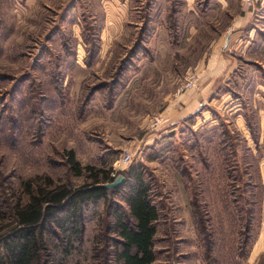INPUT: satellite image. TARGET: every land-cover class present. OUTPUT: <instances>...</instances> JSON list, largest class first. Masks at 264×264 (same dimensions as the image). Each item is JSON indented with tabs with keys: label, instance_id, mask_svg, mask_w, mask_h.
Here are the masks:
<instances>
[{
	"label": "rangeland",
	"instance_id": "obj_1",
	"mask_svg": "<svg viewBox=\"0 0 264 264\" xmlns=\"http://www.w3.org/2000/svg\"><path fill=\"white\" fill-rule=\"evenodd\" d=\"M116 1L0 0V231L27 184L91 183L73 150L114 180L143 167L154 264H264V50L222 39L245 0ZM222 54L237 67L208 92ZM116 209L129 217L122 194L90 206L57 264H118Z\"/></svg>",
	"mask_w": 264,
	"mask_h": 264
},
{
	"label": "trees",
	"instance_id": "obj_2",
	"mask_svg": "<svg viewBox=\"0 0 264 264\" xmlns=\"http://www.w3.org/2000/svg\"><path fill=\"white\" fill-rule=\"evenodd\" d=\"M66 158L75 175L86 173L91 183L74 187L54 184L48 178L35 187L27 184V201L15 204L12 224L0 231V264H57L60 259L71 258L82 245L88 208L120 194L129 217L116 209L115 259L118 264H154L161 215L143 167L132 166L124 173L120 186L107 189L93 186L112 182L114 178L108 171L82 166L73 150L66 151ZM58 255L62 258L57 260Z\"/></svg>",
	"mask_w": 264,
	"mask_h": 264
},
{
	"label": "crops",
	"instance_id": "obj_3",
	"mask_svg": "<svg viewBox=\"0 0 264 264\" xmlns=\"http://www.w3.org/2000/svg\"><path fill=\"white\" fill-rule=\"evenodd\" d=\"M254 1L256 6L254 4L253 6H245V4L241 3V11H244V15L242 13L238 15L234 21V26L223 34L222 39H224V44L226 43L233 51L239 50L245 54L252 49L257 50L261 48L264 50V0ZM123 8H120V10H123ZM257 16L260 17L259 26L253 23ZM115 29L116 25L113 26L112 30ZM236 59H239V56L235 57L229 54H222L221 57L213 56L211 58L207 63V74L204 76V80L208 84V92L213 91L214 84L221 82L224 77H227L231 68L237 67Z\"/></svg>",
	"mask_w": 264,
	"mask_h": 264
},
{
	"label": "built area",
	"instance_id": "obj_4",
	"mask_svg": "<svg viewBox=\"0 0 264 264\" xmlns=\"http://www.w3.org/2000/svg\"><path fill=\"white\" fill-rule=\"evenodd\" d=\"M246 4L248 6H251L254 2V0H245ZM132 160V154L130 152H127L121 156V158L116 162L115 165H117V168H120L121 166L128 165ZM113 176L116 177V173H113Z\"/></svg>",
	"mask_w": 264,
	"mask_h": 264
},
{
	"label": "water",
	"instance_id": "obj_5",
	"mask_svg": "<svg viewBox=\"0 0 264 264\" xmlns=\"http://www.w3.org/2000/svg\"><path fill=\"white\" fill-rule=\"evenodd\" d=\"M123 180H124V176L119 175L112 182L96 184L93 187H103V188H107V189H112V188H116V187L120 186L122 184Z\"/></svg>",
	"mask_w": 264,
	"mask_h": 264
}]
</instances>
